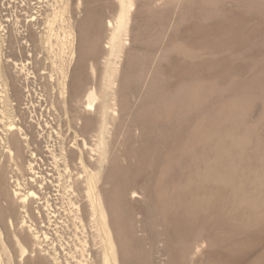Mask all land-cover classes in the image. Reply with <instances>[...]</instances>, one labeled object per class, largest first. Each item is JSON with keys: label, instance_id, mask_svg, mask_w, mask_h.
Segmentation results:
<instances>
[{"label": "rangeland", "instance_id": "rangeland-1", "mask_svg": "<svg viewBox=\"0 0 264 264\" xmlns=\"http://www.w3.org/2000/svg\"><path fill=\"white\" fill-rule=\"evenodd\" d=\"M0 20V124L42 147L36 182L27 149L0 160L42 197L0 222L13 264L23 220L40 264H264V0H0Z\"/></svg>", "mask_w": 264, "mask_h": 264}, {"label": "bare ground", "instance_id": "bare-ground-1", "mask_svg": "<svg viewBox=\"0 0 264 264\" xmlns=\"http://www.w3.org/2000/svg\"><path fill=\"white\" fill-rule=\"evenodd\" d=\"M63 1V0H62ZM81 0H79L80 3ZM42 3V2H41ZM57 3V2H55ZM64 4V2H62ZM99 3V2H98ZM121 3L124 5V0H121ZM127 4V3H125ZM40 6V5H39ZM55 6V5H54ZM81 6V5H80ZM132 7V5H130ZM112 9V8H111ZM114 9V8H113ZM57 10V9H56ZM139 10V9H138ZM24 11V10H23ZM29 11V10H28ZM96 13H98L97 11H95ZM24 13V12H23ZM55 13V12H54ZM95 13V14H96ZM42 14V13H41ZM48 14V13H47ZM26 15V14H25ZM57 15V13H56ZM60 15V14H58ZM96 16H98L96 14ZM32 18L31 21V26H33V24H35L36 21V17L31 15L30 16ZM29 17V18H30ZM120 17V16H119ZM30 18V19H31ZM46 18V17H45ZM56 19V18H55ZM129 19V18H128ZM133 19V18H132ZM135 19V18H134ZM44 20V18H43ZM46 20V19H45ZM49 20V19H47ZM9 21V19H8ZM130 21V20H129ZM2 20H0V28L2 27ZM97 23V22H96ZM128 23V22H127ZM28 24H30L28 22ZM51 24V23H50ZM113 22L111 20H109V26L113 27ZM122 25V23H121ZM50 26V25H49ZM20 27V26H19ZM19 27H15V31H17L19 33V38L22 39V37L20 36L21 32L19 31ZM98 27V26H97ZM116 27V26H115ZM122 28V27H121ZM128 28V27H127ZM126 28V29H127ZM130 28V27H129ZM41 29V28H40ZM49 29V28H48ZM116 29V28H115ZM3 30V29H2ZM22 30V29H21ZM119 30V29H118ZM129 30V29H128ZM11 31V30H10ZM26 31V30H25ZM7 32V31H6ZM116 32V31H115ZM114 32V33H115ZM131 32V28L130 31ZM12 33V32H11ZM135 33V32H134ZM30 34V33H29ZM130 34V33H129ZM128 34V35H129ZM142 34V33H141ZM113 35V32L112 34ZM99 36V35H98ZM25 38V37H24ZM97 38V37H96ZM111 38V37H110ZM14 39V38H13ZM130 37H128L123 45V51H124V62L125 64H128L131 60V55L137 51V44L136 43H131L130 42ZM95 41V40H94ZM111 41V40H110ZM25 42V41H24ZM111 43V42H110ZM114 42H112L113 44ZM26 45V44H25ZM97 45H99V42L97 43ZM111 47V46H110ZM9 60V59H8ZM2 63V62H1ZM14 63V62H13ZM6 64V63H5ZM15 68H18L19 66H17V63L14 64ZM14 68V67H13ZM12 68V70H13ZM24 68V67H22ZM15 70V69H14ZM95 70V69H94ZM0 71H3L2 66L0 65ZM11 72V71H10ZM20 72V71H19ZM1 73V72H0ZM15 73V72H14ZM21 73V72H20ZM1 75V74H0ZM9 76V75H8ZM18 78V77H17ZM80 81L78 82V87L80 89ZM15 91V90H14ZM79 91V90H78ZM90 91V90H89ZM17 94V93H16ZM89 95L87 96V102H86V108L87 110L94 109V103L95 100L97 99L96 96V92H95V88L92 87V91L88 93ZM3 100V99H2ZM2 103V102H1ZM3 113V111H2ZM5 113V112H4ZM116 114V112L114 113ZM6 116V115H5ZM4 116H1L0 121H2V118ZM8 126V125H7ZM38 126V125H37ZM37 126L35 124H32L28 127H26L25 129L20 126V125H16L15 123H10L8 126V129H4V125L0 124V160L2 158V156H4L7 152L8 156L11 159H15L16 160V165H20V163H22V160L24 158V156L27 154L26 152L28 151L30 154V161L28 163V168L30 170V172L33 173V177H31V181L36 182L38 180L37 177H41L40 176V172H35V168H34V164L33 162L36 159L37 156V150H35L34 146L35 144L38 145L39 147H41V140L37 139V135L35 133H33V129L35 130L37 128ZM40 126V125H39ZM34 132H39V131H34ZM40 138V137H39ZM39 141V143H38ZM86 145V144H85ZM37 146V147H38ZM4 147L7 149V151H5ZM36 147V146H35ZM42 148V147H41ZM27 149V151H26ZM40 149V148H39ZM38 149V150H39ZM5 153V154H4ZM12 162V161H11ZM13 174V173H12ZM16 175V174H15ZM21 175V173H20ZM24 177V176H23ZM21 184L16 180V176H7L6 171L3 168V165L0 163V222H3L6 219V216L8 218V222L11 224V226L14 223V216L16 211L19 208H25L28 210V208L30 206H33L34 203H38L40 199H42V197L40 196V194L35 191V190H30V192H28L27 194H22L20 191V189L18 188V186H20ZM42 186V185H40ZM41 189L43 187H40ZM48 206V205H47ZM40 205L35 207V217H41V209H40ZM22 210V209H21ZM26 211V210H25ZM28 212V211H27ZM26 215V214H25ZM29 215V214H28ZM105 215V214H104ZM21 216V214H20ZM24 217V216H23ZM22 217V218H23ZM28 217V216H27ZM30 218V217H28ZM31 219H33V215L31 216ZM31 221V220H30ZM26 222L23 220V225H20L18 229L14 230L13 232V238L15 239V243L17 244V246L20 248V255L21 258L18 260V264H40V260L36 257H34V252L36 251V248H32L31 251H29V248L27 246V241L29 240L28 237H33L34 239V245H41L42 244V240H41V236L38 234V231H33V228L35 227L33 224V220L31 221V224H29V226L27 225V227L24 225ZM109 223V222H108ZM5 225V224H4ZM18 226V225H16ZM37 227V226H36ZM16 228V227H15ZM12 229V227H11ZM37 229V228H36ZM25 230H27V232H30V236L24 235V237H22V232H24ZM7 231V230H6ZM12 232V231H11ZM28 232V233H29ZM40 233V232H39ZM110 236V234H109ZM45 237L48 238L47 235H45ZM113 237V236H112ZM12 240L11 236H7L6 238L3 237V232L2 229L0 228V264H4L3 263V258H6V263L7 264H13V255L11 252V245H12ZM110 243H111V248L113 247L114 250V241L111 238V236L109 237ZM33 241V240H32ZM33 245V247H34ZM30 246V245H29ZM32 246V245H31ZM116 247V246H115ZM14 248V247H13ZM30 252V255H28ZM36 253V252H35ZM39 253V252H38ZM42 261L43 258L39 257ZM54 260L58 262L57 257H54Z\"/></svg>", "mask_w": 264, "mask_h": 264}]
</instances>
